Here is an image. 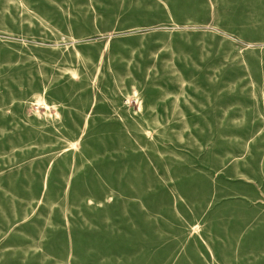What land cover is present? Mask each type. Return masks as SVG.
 <instances>
[{
	"label": "rangeland",
	"instance_id": "obj_1",
	"mask_svg": "<svg viewBox=\"0 0 264 264\" xmlns=\"http://www.w3.org/2000/svg\"><path fill=\"white\" fill-rule=\"evenodd\" d=\"M0 264H264V0H0Z\"/></svg>",
	"mask_w": 264,
	"mask_h": 264
}]
</instances>
